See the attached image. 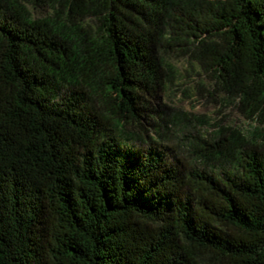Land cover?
<instances>
[{"label":"trees","instance_id":"16d2710c","mask_svg":"<svg viewBox=\"0 0 264 264\" xmlns=\"http://www.w3.org/2000/svg\"><path fill=\"white\" fill-rule=\"evenodd\" d=\"M29 1L0 0V264H264V135L193 166L148 99L181 46L264 124V0Z\"/></svg>","mask_w":264,"mask_h":264},{"label":"rangeland","instance_id":"374dc122","mask_svg":"<svg viewBox=\"0 0 264 264\" xmlns=\"http://www.w3.org/2000/svg\"><path fill=\"white\" fill-rule=\"evenodd\" d=\"M35 17L49 12L47 7L33 6L21 0ZM165 53L163 86L157 99H149V107L161 124L159 133L149 135L164 142L185 163L202 168L206 162L196 157L198 142L232 136L238 131L246 137L262 133L264 124L244 114L237 101L215 89L214 76L202 69L185 47L177 46ZM91 99L95 95L90 94ZM154 114V115H155ZM158 129V126L156 125ZM258 130L259 133L256 132ZM264 150V136L249 138Z\"/></svg>","mask_w":264,"mask_h":264}]
</instances>
